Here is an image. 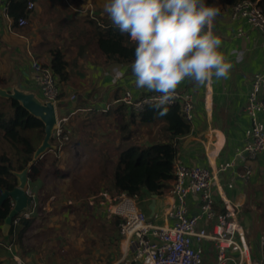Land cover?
I'll use <instances>...</instances> for the list:
<instances>
[{"label": "crops", "instance_id": "obj_1", "mask_svg": "<svg viewBox=\"0 0 264 264\" xmlns=\"http://www.w3.org/2000/svg\"><path fill=\"white\" fill-rule=\"evenodd\" d=\"M33 1L35 6L30 10L27 24L23 27L14 25L11 17H5L0 13V76L7 80L0 86L10 88L18 85L20 88L40 94L34 81L38 69L36 63L46 64L49 60L48 50L59 47L67 60L71 62L77 59V65L72 68L67 95L58 99L56 103L57 114L58 108L62 115L70 114V125L78 121L82 126L80 122L83 119L95 118L101 123L99 118L105 117L106 114H114L121 108L118 100L125 89L132 90L135 95L148 93L146 89L136 87L131 63L106 64L97 44L84 46L88 37L82 35V31L87 27L83 15L87 12L90 14L96 12L99 21L104 23L103 19L108 18L103 11L106 0ZM262 4L264 6V0ZM229 8L219 7L220 13L213 27V31L223 41V53L234 65L227 79L213 78L199 87L186 80L178 87V90L193 95L195 108L190 132L177 139L178 149L175 157L185 164L205 166L213 171L219 163L228 161L233 156L235 148L244 142L245 131L249 126V117L244 106L250 78L256 72L264 70V44L260 33L244 19L232 20ZM239 29L247 36L236 35ZM71 94H75L74 100L70 99ZM8 110L7 99L0 97V112ZM262 118L264 121V114ZM162 134L158 125L142 123L139 127V142L148 146L164 138ZM72 149L75 150L71 147L70 150ZM70 150L53 149L47 153H50L51 158L58 157V162L67 156L70 163L64 166L61 162L59 166L63 170L65 168L68 170L73 167ZM59 153L61 155L55 156ZM251 165L253 174L247 182H243L238 176L243 168L241 163L227 171L219 172L217 186L213 187V199L217 209L222 207L223 199L232 206H238V218L243 229L249 232L254 226L255 236L258 235L261 250L256 251L255 255L251 253V256L262 258L264 252L260 239L264 231L262 200L264 195L261 184L264 186V152L260 153ZM140 197L138 207L147 216H151L154 211L161 213L169 204L167 198L156 195L154 206L151 208L153 196ZM249 237L253 240V236ZM203 246V262L212 264L215 257L212 245L206 241ZM33 252L36 258H42L41 252L39 254ZM14 254H17L16 251L10 252L0 241V264H26L21 260L12 259ZM27 256L28 254L18 255L19 258ZM36 261L38 264L41 263L37 259Z\"/></svg>", "mask_w": 264, "mask_h": 264}, {"label": "built area", "instance_id": "obj_2", "mask_svg": "<svg viewBox=\"0 0 264 264\" xmlns=\"http://www.w3.org/2000/svg\"><path fill=\"white\" fill-rule=\"evenodd\" d=\"M34 6V1L29 0L26 9L30 11ZM0 13L5 17L9 16L7 0H0ZM229 14L232 20L244 19L256 29L264 44V10L257 0L238 1L230 6ZM26 24L25 17L16 20L19 27ZM236 35L247 36L241 29ZM34 81L39 88V95L44 100L52 101L56 109L60 87L52 71L48 68L37 69ZM263 93L264 70L256 72L250 78L244 106L249 117L245 140L235 148L228 161L218 164L215 171L205 166L185 164L175 157L167 186L161 195L169 200V204L161 213L154 211L151 216H147L139 209L136 196L114 193L107 189L86 198L88 205L98 211L103 220L109 222L117 219L119 255L109 264H204L203 244L206 241L211 243L214 250L212 264H262V258L251 256L238 218V206H232L223 199L224 210L219 211L214 203L213 187L217 186L219 172L234 168L239 163L243 167L238 174L239 178L247 182L252 176L251 163L264 152ZM156 95L151 92L135 95L132 90L125 89L118 101L134 112H141L155 102ZM70 99L74 100L75 94H71ZM194 103L190 92L177 89V98L173 104H180L182 114L189 122L194 119ZM69 120L70 114L60 117L57 114L56 127L52 132L57 151L68 145L72 139ZM27 193L30 205L34 194L29 187ZM30 216L31 212L23 210L20 217L12 219V223H18L21 217ZM260 244L264 248L263 236Z\"/></svg>", "mask_w": 264, "mask_h": 264}, {"label": "trees", "instance_id": "obj_3", "mask_svg": "<svg viewBox=\"0 0 264 264\" xmlns=\"http://www.w3.org/2000/svg\"><path fill=\"white\" fill-rule=\"evenodd\" d=\"M28 1L7 0V13L13 19L14 25L19 17H29L31 11L26 9ZM238 1L240 0H206L209 5L218 8L230 7ZM257 2L264 10L262 0H257ZM83 17L87 27L82 31V35L88 37L85 47L97 44L103 53L106 64L132 63L135 45L129 39V34H121L118 28L112 26L108 18L103 19L104 23H101L96 12L91 14L87 12ZM48 55L49 60L46 64L37 62L36 66L38 69L48 68L52 71L60 87L58 96L60 100L67 95L72 68L77 65V59L70 62L59 47L49 49ZM6 81V78L0 76V85L6 83ZM7 101L9 110L0 112V136L9 143L12 151L0 153V194L15 186L16 177L13 171H19L27 165L31 160L33 151L43 137V124L41 121L21 107L16 100L8 99ZM121 105V108L117 109L114 114H106L104 120L108 121L109 124L111 123L112 133H122L120 140L126 141L128 145L118 152V157L99 156L103 159L102 176L84 196L74 193V195L70 194L65 198H58L56 195L51 200L52 208L50 210L45 209V202L53 194L55 182H62L63 179L72 177L74 170L72 168L68 170L61 169L58 166V157L52 163H47L43 159L44 154L30 167L28 172L29 188L34 194L33 202L27 208V211L31 212V216L29 218L21 217L18 223H12L6 237L1 232V226L11 208V203L7 199L0 205V241L6 245L10 252L16 251V253L26 256L30 251H35L38 254L45 251L43 244L47 237L52 236L47 228L52 229L54 225L50 224L53 222H58L61 227H64L65 223L69 222L73 225L76 220L85 216L90 215L92 219H95L96 217L92 214V209L86 198L89 195L97 194L100 190L107 189L110 192L125 193L137 198L153 194L162 195L171 175L172 164L178 149L177 139L190 132L192 122L185 120L180 104L170 105L168 114L164 117H158L156 115L157 109L151 105L141 112H134L124 104L121 103ZM142 123L152 126L158 125L164 138L148 146L141 144L139 139L134 140L133 128L139 130ZM70 128L73 134L75 133L77 136L75 139L77 141V138L80 137L77 128ZM124 132L126 133L124 134ZM148 132L149 130H147ZM52 143H54V139H52ZM113 159L116 160V163ZM107 160L113 162L110 173L105 164ZM107 182L109 183L108 187L103 185ZM69 200H72V203H69ZM61 202L64 203L61 204ZM34 203L35 206H33ZM64 209L67 210L65 220L61 216ZM223 210L224 208H219V211ZM22 213L23 211L16 216L20 217ZM97 213L99 214L98 211ZM100 216L102 217L101 214ZM103 221V225H111L115 231L107 238H109L112 248L118 256L117 239L119 233L117 219L109 222ZM45 225H48V227L46 228ZM61 227L60 229H62ZM36 229L42 235L43 240L30 242V235ZM58 249L56 256L48 258L52 264H61L62 262L63 264L64 262L80 264L79 259L73 255L72 251L67 252L70 255V260L67 261L66 256L60 252L63 248L59 246ZM43 256H48V253H44ZM73 257L74 260L72 261Z\"/></svg>", "mask_w": 264, "mask_h": 264}, {"label": "clouds", "instance_id": "obj_4", "mask_svg": "<svg viewBox=\"0 0 264 264\" xmlns=\"http://www.w3.org/2000/svg\"><path fill=\"white\" fill-rule=\"evenodd\" d=\"M103 11L135 45V85L157 94L151 106L158 117L168 114L184 81L199 87L227 79L234 66L213 31L220 9L206 0H106Z\"/></svg>", "mask_w": 264, "mask_h": 264}, {"label": "rangeland", "instance_id": "obj_5", "mask_svg": "<svg viewBox=\"0 0 264 264\" xmlns=\"http://www.w3.org/2000/svg\"><path fill=\"white\" fill-rule=\"evenodd\" d=\"M61 115L62 111L60 110V108H58V116L60 117ZM104 118L105 117L102 118L103 120L99 118V121H102L101 123H98L97 118H95L93 121L83 119V121L80 122L82 123V126L78 124V121L74 122V125H70L69 122L70 127L77 128L80 137L77 138V141L74 140V138L77 137L74 133L69 144L61 148V150H70L71 147L75 148V150H70V152H72V170H74V172L72 177H67L63 179L62 182H55V184L53 185V194L50 195L45 202L46 210H50L52 208L51 200L56 197V195L58 198H65V196H68L70 194L74 195V193H78L84 196L90 188L94 187V184L98 182V180L102 176L103 159L99 156L106 155L109 157L113 156L112 158L118 157V152L127 147L128 144L126 143V141L120 140L122 133H112L111 123L109 124L108 121L104 120ZM133 132V139L138 140L139 130L137 128H133ZM125 133L126 132H124V134ZM75 141L76 143H74ZM11 151L12 149L9 143L0 136V153ZM45 155L43 159L46 160L47 163H52L53 160H55V158L52 157V159L51 157H49L50 153H47ZM58 155H61V153L57 155L55 154V156ZM67 158V156L64 159L62 157V160L58 162V166L59 164H61V162L62 165L64 164V166L67 163H70ZM113 161L114 163H116L115 159H113ZM105 164L107 170L110 173L113 168V162L107 160ZM67 166H69V164ZM103 185L108 187L109 183L107 182V184ZM261 191L264 195L263 184H261ZM262 200L264 201V196ZM140 201L141 197L136 198L137 205L140 203ZM263 201L261 205H263ZM63 203L64 202H61V204ZM69 203H72V200H69ZM92 212V214H94V216L96 217L95 219H92L90 215L85 216L79 220H76L73 225H71L69 222H67V224L65 223V229H63L64 227H61V224L58 222H53L52 224H50L54 225V229H51L48 227V225H45L46 228L48 227L47 229L49 232H51L52 236L47 237V239L45 240V244L43 246L45 247V251L40 253L42 254L41 259L36 258V254L33 251L29 252L26 258H19L18 255L20 256V254L17 253L14 254V256L12 255V259H14L15 261L21 260V262H25L26 264H38L36 259L41 262L40 264H52L48 260V258L56 256V254L58 253L57 251H59L58 247L61 246L63 250H61L60 252H62L66 256L65 259H67V261L70 260V255L67 253L70 250L73 252V255L79 259L80 264H109L113 262L117 258V254L114 248H112V243H110L107 236L111 235L115 231L112 229L111 225L109 226L107 224H102L104 221L100 214L96 212V210L93 211L92 209ZM61 216L64 220L65 218H67L66 209L63 210ZM60 227L62 229H60ZM251 228L254 229V226H252ZM253 229L249 230V232H247V230L245 229L244 232L247 243L250 247V252L255 255L256 251L261 250V248L257 240L258 235L255 236ZM249 236H253V240H250ZM41 237L42 235L38 233V230L36 229L32 231L29 241L33 242L36 240H43V238ZM262 249L264 252L263 247ZM44 253H48V256H43ZM262 259H264V255L262 256ZM73 260L74 257L72 261ZM61 264H63V262ZM64 264L68 263L64 262Z\"/></svg>", "mask_w": 264, "mask_h": 264}, {"label": "water", "instance_id": "obj_6", "mask_svg": "<svg viewBox=\"0 0 264 264\" xmlns=\"http://www.w3.org/2000/svg\"><path fill=\"white\" fill-rule=\"evenodd\" d=\"M0 97L7 100H16L21 107L26 109L43 124V137L33 151L31 160L23 169L13 171V174L16 177L15 186L12 189L5 190L0 194V205L7 199L11 203V208L4 218L1 226L2 234L7 236L12 224V219L29 207L30 197L27 193V189L29 187L28 172L30 167L40 157L46 154L47 151L56 149V145L52 143V132L56 127L57 114L55 104L52 101L44 100L36 91L20 88L18 85H13L10 88L0 86ZM152 196L151 208H153L156 198V195L153 194ZM262 264H264V259Z\"/></svg>", "mask_w": 264, "mask_h": 264}]
</instances>
